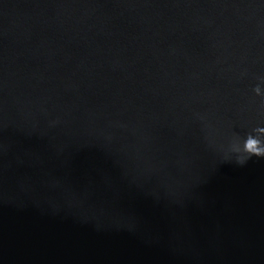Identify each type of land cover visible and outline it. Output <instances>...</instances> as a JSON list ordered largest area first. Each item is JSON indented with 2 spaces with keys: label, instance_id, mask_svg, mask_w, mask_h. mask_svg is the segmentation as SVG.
Segmentation results:
<instances>
[{
  "label": "water",
  "instance_id": "95a60500",
  "mask_svg": "<svg viewBox=\"0 0 264 264\" xmlns=\"http://www.w3.org/2000/svg\"><path fill=\"white\" fill-rule=\"evenodd\" d=\"M264 0H0V264H264Z\"/></svg>",
  "mask_w": 264,
  "mask_h": 264
},
{
  "label": "clouds",
  "instance_id": "9594fccd",
  "mask_svg": "<svg viewBox=\"0 0 264 264\" xmlns=\"http://www.w3.org/2000/svg\"><path fill=\"white\" fill-rule=\"evenodd\" d=\"M255 93L264 96L260 86L254 89ZM226 160H233L240 166L247 164L252 157L264 158V128L253 129L245 137L235 136L228 148Z\"/></svg>",
  "mask_w": 264,
  "mask_h": 264
}]
</instances>
